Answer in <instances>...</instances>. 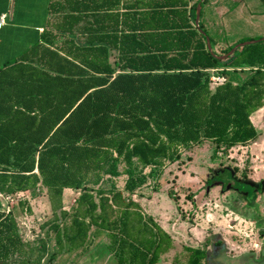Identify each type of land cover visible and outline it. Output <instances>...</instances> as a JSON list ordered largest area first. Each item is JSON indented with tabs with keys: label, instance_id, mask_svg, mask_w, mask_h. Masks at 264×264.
Here are the masks:
<instances>
[{
	"label": "trees",
	"instance_id": "16d2710c",
	"mask_svg": "<svg viewBox=\"0 0 264 264\" xmlns=\"http://www.w3.org/2000/svg\"><path fill=\"white\" fill-rule=\"evenodd\" d=\"M208 1L55 0L42 31L16 44L7 34L0 47V193H46L53 216L41 226L54 233L51 258L106 233L121 264H156L174 239L133 198L153 174L143 169L179 160L183 148L209 141L217 155L264 134V39L219 58L202 20ZM233 70L250 72L237 79ZM213 73L226 81L214 85ZM118 177H126L123 189ZM105 179L116 181L103 187ZM214 182L243 197L264 185L231 172L208 178ZM65 188L80 191L69 209ZM19 204L33 213L28 199ZM41 241L32 262L0 196V264H41L49 252ZM205 241L183 246L181 264H204Z\"/></svg>",
	"mask_w": 264,
	"mask_h": 264
},
{
	"label": "rangeland",
	"instance_id": "374dc122",
	"mask_svg": "<svg viewBox=\"0 0 264 264\" xmlns=\"http://www.w3.org/2000/svg\"><path fill=\"white\" fill-rule=\"evenodd\" d=\"M27 19L29 18L15 20H32ZM202 20L210 36L216 41L214 49L221 55H225V49L239 40L264 38L262 0H209L204 5ZM2 44L6 46L7 42ZM8 47L17 48L12 43ZM5 54H0V59ZM220 67L224 68L225 64L222 63ZM230 72L235 78L242 79L250 71ZM260 118L264 128V110L259 114ZM258 139L243 146H235L226 152L219 149L217 155L215 143L208 141L201 146L183 148L179 160L166 162L162 167L151 166L143 169L144 172H153L141 195L147 197V212H162L171 222L186 220L191 223L193 219H197L204 223L202 227L205 233L202 238L206 236L209 243L224 232L234 243H238L239 239L247 248L246 254L232 255L228 248L216 245L221 241L216 242L209 248L205 264H264V185L255 194L243 197L236 190L226 188V184L208 183V178L222 172H231L235 179L254 184L264 182V135ZM120 167L122 169L124 165L121 164ZM123 178L126 177H118L116 180L120 182ZM112 180L116 181L105 179L103 187L111 186ZM34 193L28 191L15 197H2L4 209L17 217L23 238L28 242L32 262L39 256L37 251L40 249L41 240H47L49 252L41 264H64L63 254L51 258L55 243L54 233L48 231V227L41 226L53 216L51 207L47 205V195L39 190ZM22 199L29 200L33 208L32 214H28L19 204ZM176 240L175 251L181 250L182 260L186 258L182 248L184 241L195 246L201 245L189 234L186 239L180 235ZM169 255L171 253L166 258ZM168 263L170 262L164 258L159 264Z\"/></svg>",
	"mask_w": 264,
	"mask_h": 264
},
{
	"label": "crops",
	"instance_id": "0c3cea01",
	"mask_svg": "<svg viewBox=\"0 0 264 264\" xmlns=\"http://www.w3.org/2000/svg\"><path fill=\"white\" fill-rule=\"evenodd\" d=\"M19 1V2H18ZM55 0H0V22L1 18L5 16V24L0 26V47L2 43L7 41L8 35L12 34L13 37H10V40H14L15 43H23L26 40V36L29 33H33L36 30H43L44 24L46 23L47 19L50 15L53 14L52 3ZM70 0H62L65 4H68ZM79 2L81 6L88 4L95 5L97 3L101 4L103 0H73ZM112 1V0H106ZM11 12V14H10ZM14 12V13H13ZM16 18H29L27 20L30 22L25 21H16ZM4 47V46H3ZM264 135V134H263ZM263 135H260L258 138H262ZM259 140V139H258ZM123 181H120L117 184L119 189H123ZM144 187L139 188L134 194L133 198L137 200L141 206L142 211L144 214L152 215L154 220L159 223L164 229H166L174 239V248L169 251L171 253L166 258V254L162 255L156 264H159L162 259H166L168 264H181L182 256L181 250L175 251L176 249V238L180 235L185 239L188 238V234L192 236L196 242H199L200 246L192 245L191 243H186L184 241L183 246H192V247H204L205 239L203 235L205 233V229L202 227L204 225L203 222L197 221L193 219L191 223L186 220H179L175 222H171L172 220H168L166 218V214L161 213H154V212H147L146 211V199L147 197H142V193H144ZM29 191V190H28ZM28 191L21 192V193H28ZM80 194L79 190L65 188L64 190V206L66 209H69L70 206L75 201L76 197ZM50 207L49 203L47 204ZM50 209V208H49ZM146 211V212H145ZM215 231V230H214ZM220 233V232H219ZM214 237V236H213ZM235 241V239H233ZM221 241V242H219ZM232 240L229 239L228 235H225L222 232L221 235L217 238H213L212 243L208 245L207 251L209 252V248L219 242V244L228 248L232 255H240L241 253L246 254V246L241 243L238 239V243H234ZM102 245V246H101ZM107 248L106 249L104 248ZM173 251V252H172ZM209 254V253H208ZM207 254V258H208ZM187 257V253H186ZM206 258V260H207ZM64 264H121L119 262V255L117 249L112 248L110 246V238L106 233H102L99 235H92V238L89 243H87L86 247L76 250L69 253L63 254ZM204 261V264L206 262Z\"/></svg>",
	"mask_w": 264,
	"mask_h": 264
},
{
	"label": "water",
	"instance_id": "95a60500",
	"mask_svg": "<svg viewBox=\"0 0 264 264\" xmlns=\"http://www.w3.org/2000/svg\"><path fill=\"white\" fill-rule=\"evenodd\" d=\"M201 9H202V4L200 3V4H198V7H197V15H196V24L197 25H199V22H200ZM261 39H264V38H261ZM261 39L247 40V41H244V42H240V43L236 44L228 53H226L225 55L219 56V58H221V59L228 58L230 55H232L234 53V51L237 48L242 47V46H244L246 44H251V43L258 42ZM207 45H208L209 50L211 52H213V47H212L211 40H210L209 36H207Z\"/></svg>",
	"mask_w": 264,
	"mask_h": 264
},
{
	"label": "built area",
	"instance_id": "2783aa9c",
	"mask_svg": "<svg viewBox=\"0 0 264 264\" xmlns=\"http://www.w3.org/2000/svg\"><path fill=\"white\" fill-rule=\"evenodd\" d=\"M3 24H5V16H3L1 18L0 26H2ZM212 71L214 72L215 69H213ZM211 79H212L213 82H215L217 84H221V83H224L226 81V78L224 76H222L220 74H215V73L212 74ZM0 196L4 197V198L5 197H10V196H5V195H3L1 193H0ZM7 212H9V211H7Z\"/></svg>",
	"mask_w": 264,
	"mask_h": 264
},
{
	"label": "bare ground",
	"instance_id": "6f19581e",
	"mask_svg": "<svg viewBox=\"0 0 264 264\" xmlns=\"http://www.w3.org/2000/svg\"><path fill=\"white\" fill-rule=\"evenodd\" d=\"M14 13V12H13Z\"/></svg>",
	"mask_w": 264,
	"mask_h": 264
}]
</instances>
